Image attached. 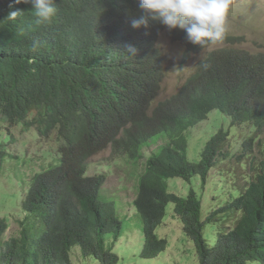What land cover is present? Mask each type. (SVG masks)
I'll return each mask as SVG.
<instances>
[{
    "label": "trees",
    "instance_id": "16d2710c",
    "mask_svg": "<svg viewBox=\"0 0 264 264\" xmlns=\"http://www.w3.org/2000/svg\"><path fill=\"white\" fill-rule=\"evenodd\" d=\"M11 2L0 0V182L28 188L20 233L9 241L8 219L0 214V264H68L75 246L85 258L119 264L115 246L124 223L115 197L104 194L107 175H87L89 160L112 148L138 163L144 147L163 134L168 141L145 161L133 201L145 240L139 257L156 258L169 246L158 229L174 203L198 264H264V53L240 48L246 37L227 32L179 90L156 103L166 77L159 36L167 31L185 44L183 64L213 46L193 44L184 30L169 31L158 21L133 28L131 20L144 12L139 0H55L52 23L42 25L31 0L15 6L24 11L16 20L8 19ZM125 43L137 48L135 56ZM215 109L229 114L232 125L249 123L254 131L230 154V133L222 128L200 160L190 161L187 132ZM17 128L34 134L39 151L52 146L42 169L40 157L15 148ZM255 146L258 171L208 212L199 190L220 157L242 163ZM26 166L33 177L16 181L13 169ZM195 177L201 189L191 187L186 196L168 184ZM3 189L0 184V208L12 193Z\"/></svg>",
    "mask_w": 264,
    "mask_h": 264
},
{
    "label": "rangeland",
    "instance_id": "374dc122",
    "mask_svg": "<svg viewBox=\"0 0 264 264\" xmlns=\"http://www.w3.org/2000/svg\"><path fill=\"white\" fill-rule=\"evenodd\" d=\"M228 32L234 35H245L246 41L238 46L252 52H264V0H232L230 12L227 21ZM157 46L165 55L166 77L162 82L161 92L156 100L159 102L174 95L182 84L198 69L199 64L206 58L211 49L220 46H213L199 54L192 55L189 60L183 64V55L185 44L180 41H173L167 31L163 32L158 40ZM229 131V145L227 152L235 153L240 147L244 138L254 131V126L249 123L232 125L229 114L213 110L209 117L187 132L189 139V148L187 157L190 161H198L202 156L203 148L206 142L220 129ZM20 128H17L19 139H28L30 143L21 144V149L28 146L29 155H35L41 162L37 164V169L44 167L46 158L44 153L36 155L39 148L34 143L33 135L19 134ZM166 135H160L152 139L144 147V158H148L152 153L165 144ZM264 141V136H260ZM20 140L15 145L18 149ZM258 147L255 146L251 156L238 163L236 159L221 156L222 160L212 169L209 174L207 184L199 190V194L204 198L206 210L219 207L238 186L243 185L253 174L258 171V162L260 155ZM38 156V157H37ZM253 156V159H252ZM256 156V159H254ZM145 159L134 163L124 155L114 154L112 148H109L89 161L88 174H106L108 179L103 189L108 199L115 197L116 211L124 223V234L115 246V251L120 255L119 264H198V255L195 244L184 232L181 220L174 213V203L168 207L167 217L158 233L161 237L167 238L169 246L167 249L153 259H141L139 254L144 247V235L142 231L141 218L133 200L137 195L138 179L144 170ZM18 170V169H17ZM23 176L18 171L13 170L16 181L26 177L31 179L34 171L26 167L20 169ZM19 170V171H20ZM1 180V179H0ZM26 181V179H24ZM28 182V181H27ZM199 177L193 178L190 182L181 178L168 179V184L173 192L186 196L191 187L198 190L200 187ZM0 184L4 186L3 191L12 192L5 199V206L0 208V214L9 219V228L5 235L4 241H9L12 237L18 236L21 230L19 220L22 219L20 214L22 207V198L27 190L24 185H9L7 179H3ZM201 189V187H200ZM19 206V207H18ZM207 231L206 234H208ZM212 244L215 240L208 238ZM71 264H101L99 261L85 258L78 248L72 250Z\"/></svg>",
    "mask_w": 264,
    "mask_h": 264
},
{
    "label": "clouds",
    "instance_id": "9594fccd",
    "mask_svg": "<svg viewBox=\"0 0 264 264\" xmlns=\"http://www.w3.org/2000/svg\"><path fill=\"white\" fill-rule=\"evenodd\" d=\"M21 2L28 3L29 0H12V2L9 4V8L12 10L9 12L7 16L8 19L16 20L17 17H19L24 12L23 10L16 9L15 7L17 4H20ZM31 2L34 4V10L32 12L33 15L36 17V21H35L36 24L42 25V24L52 23L53 18L56 15V8L54 6L55 0H31ZM231 5H232V0H139V7L143 9L144 12L143 14L139 15L137 18H133L131 20V26L137 29L142 26L147 28L150 26V23L152 21H158L159 23L166 26L169 31H172L177 28L184 30L186 32V40L193 44L201 45L203 48L211 47L223 42V40L226 37V34L228 32L227 21H228ZM239 36H245V35H239ZM124 50L125 52L133 56H135L138 51L137 48L131 43H125ZM203 67L207 69L208 67H210V65L205 63ZM28 135H33V139L35 143L34 134H28ZM163 138H165V140L168 141L166 137ZM26 140L27 143H30V141L27 138ZM20 148H21V143H20ZM26 148H28V146ZM51 148L52 146L49 145L43 146L39 151L38 155H40L41 152L44 153L45 150H50ZM157 150L155 152H157ZM155 152L152 154H155ZM144 159L145 161L147 160V158ZM88 167H89V163H88ZM19 170L20 168L16 171H18L19 175L21 173V176H23L22 171ZM87 175L94 176V175H89L88 171H87ZM18 181H20V179H18ZM138 186H139V179H138ZM8 224H9V219H8ZM75 248H78L79 251L81 252L79 247L75 246ZM68 264H71V258Z\"/></svg>",
    "mask_w": 264,
    "mask_h": 264
},
{
    "label": "bare ground",
    "instance_id": "6f19581e",
    "mask_svg": "<svg viewBox=\"0 0 264 264\" xmlns=\"http://www.w3.org/2000/svg\"><path fill=\"white\" fill-rule=\"evenodd\" d=\"M64 5V4H63ZM5 18V17H4ZM113 27V26H112ZM112 38V37H111ZM42 44V43H41ZM114 53V52H113ZM136 59V58H135ZM81 62V61H80ZM83 63V62H82ZM88 63V62H87ZM8 64V63H7ZM149 65V64H148ZM83 69V68H82ZM3 73V72H2ZM115 74V73H114ZM87 77V76H86ZM85 77V78H86ZM223 77V76H222ZM41 83V82H40ZM208 93V92H207ZM196 94V93H195ZM75 96V95H74ZM43 100V99H42ZM47 100H48V98H47ZM46 101V100H45ZM49 102V101H48ZM169 102V101H168ZM53 104V103H52ZM55 106V105H54ZM35 222V221H34Z\"/></svg>",
    "mask_w": 264,
    "mask_h": 264
}]
</instances>
